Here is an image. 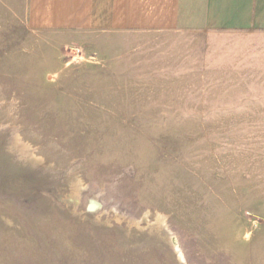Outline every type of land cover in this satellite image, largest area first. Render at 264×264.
Segmentation results:
<instances>
[{"label": "rangeland", "instance_id": "rangeland-1", "mask_svg": "<svg viewBox=\"0 0 264 264\" xmlns=\"http://www.w3.org/2000/svg\"><path fill=\"white\" fill-rule=\"evenodd\" d=\"M29 4L0 0V264H264V45L102 53Z\"/></svg>", "mask_w": 264, "mask_h": 264}, {"label": "crops", "instance_id": "crops-1", "mask_svg": "<svg viewBox=\"0 0 264 264\" xmlns=\"http://www.w3.org/2000/svg\"><path fill=\"white\" fill-rule=\"evenodd\" d=\"M26 23L64 43L81 39L100 52L118 39L147 36L158 44L188 36L201 44L211 36L210 45L228 46L230 56L236 50L230 37L242 35L241 57L249 67L251 46L264 45V0H31ZM254 56L264 57V49Z\"/></svg>", "mask_w": 264, "mask_h": 264}, {"label": "bare ground", "instance_id": "bare-ground-1", "mask_svg": "<svg viewBox=\"0 0 264 264\" xmlns=\"http://www.w3.org/2000/svg\"><path fill=\"white\" fill-rule=\"evenodd\" d=\"M95 205V204H94Z\"/></svg>", "mask_w": 264, "mask_h": 264}]
</instances>
